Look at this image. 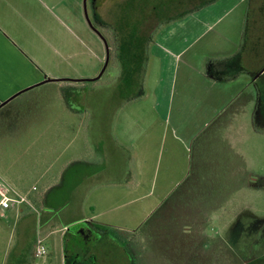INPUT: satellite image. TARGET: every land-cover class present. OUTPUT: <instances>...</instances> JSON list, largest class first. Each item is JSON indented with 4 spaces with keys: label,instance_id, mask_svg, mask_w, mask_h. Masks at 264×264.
<instances>
[{
    "label": "rangeland",
    "instance_id": "obj_1",
    "mask_svg": "<svg viewBox=\"0 0 264 264\" xmlns=\"http://www.w3.org/2000/svg\"><path fill=\"white\" fill-rule=\"evenodd\" d=\"M206 1L211 0H100L97 11L88 3L94 25L108 41L110 60L99 80L69 83L77 88L69 89L68 100L91 117V127L104 126L93 118L123 114L132 118L133 166L144 165L142 194L147 195L140 203L116 204L98 219L122 225L117 220L122 213L133 212L130 230L103 226V238L89 242L102 260L111 252L107 235L124 239L132 249L133 264H252L264 253V123H257L255 117L264 77L261 83L259 78L254 81L264 69V52L254 58L246 52L240 72L234 64L211 65L207 40L212 33H205L209 25L221 19V29L227 23L229 28L237 19L243 40L250 1L243 14L238 0H222L210 17L207 11L191 14ZM64 3L67 17L60 25L55 19L59 13L51 11L52 40L37 44V54L52 56V72L60 78H96L105 65V45L87 25L83 3ZM251 3L258 7L264 0ZM259 34L264 35L262 28ZM56 47H61V58L56 57ZM125 54L130 58L124 73ZM125 79L127 87H123ZM39 88L26 94L38 93ZM120 90L132 97L125 107L118 103ZM95 134L109 142H102L101 148H110L111 134L100 131L86 137ZM90 147V154L100 148L94 141ZM28 157L25 167L30 166ZM35 181L30 177L25 183L31 187ZM25 215L0 217L1 262L38 260L33 247L39 223L34 212L27 214L31 218L23 219ZM70 229L74 236L77 228ZM55 238L58 251L53 255L60 262L63 238L61 234ZM45 245L47 258L54 242L46 240ZM118 253L119 248L112 251L117 259L113 264H125Z\"/></svg>",
    "mask_w": 264,
    "mask_h": 264
},
{
    "label": "crops",
    "instance_id": "obj_2",
    "mask_svg": "<svg viewBox=\"0 0 264 264\" xmlns=\"http://www.w3.org/2000/svg\"><path fill=\"white\" fill-rule=\"evenodd\" d=\"M64 2L66 0H0V105L24 91L0 108V197L12 194L22 200L10 209L0 211V217L17 219L27 211V214L34 212L39 223L37 242L42 240L44 245L46 240L52 239L54 242L47 258L29 261H9L7 258L0 261V264H113L112 261L117 259H114L112 251L116 248L121 252L118 257H123L125 264H133L132 249L122 237L107 235V246L111 252L108 250L105 260L89 246V242L96 243L103 238V226L115 225L130 230L128 224L133 220L131 211H124L117 219L122 225L98 219L110 214L116 204L125 207L134 201L140 203L147 196L142 194L144 165L133 166L131 136L134 121L123 114L119 117L93 118L98 124L104 123V126H88L91 117L82 115L68 100L69 89L77 88L69 83L78 81L60 78V75L52 72V56L46 52L37 54V44H46L52 40L51 11L59 13L55 19L60 25L63 17H67L68 7ZM221 2L222 0H215L203 8L195 7L191 14L207 11L208 17L213 16ZM237 2L243 6L240 12H246L248 0ZM82 3L84 9V0H77L78 5ZM88 3H91L95 11L99 10L100 0H88ZM248 7L249 19L246 15L245 19L240 16V22L242 18L245 20L243 40H240L241 23L239 26L237 19L229 28L227 23L221 29V19L214 20L209 25L205 32L212 33L207 40L209 62H219L218 66L223 68L224 65L227 66V60L241 52L238 65L241 64L244 68L246 52L251 57L264 52L261 50L264 47V42L261 45L264 35L259 34L260 28L264 30V4L257 7L249 2ZM85 21L89 26L86 18ZM38 38L40 41H37ZM58 41L59 44L63 43L61 37ZM59 48L56 47L55 50L57 58H61L62 50ZM238 49H241L240 52L235 54ZM262 77L264 73L259 79H263ZM48 78L61 81L42 83ZM261 79L259 83L262 82ZM124 81L123 87L130 85H127L126 79ZM254 81L258 83L257 77ZM37 87H40L38 93L26 94ZM131 98L127 92L122 93L120 90L119 106L125 107ZM15 100L18 102H14ZM100 131L111 134L110 148L100 147L102 142L109 144L103 136L95 134L96 137L92 139L86 137ZM92 141L100 147L97 152L99 157L96 156L97 153L90 154ZM26 156H29L30 165H26L27 167L23 166ZM89 157L93 159L88 161ZM22 168L25 169L21 170ZM30 177L36 181L28 187L25 180ZM26 215L23 219L31 218V215ZM113 219L116 220L115 217H110V220ZM138 225V228L142 226L140 223ZM158 225L160 229L161 223ZM70 228H77L75 235L82 241L78 243L71 240L75 235H71ZM58 234L63 238L59 250L60 262L53 255L58 251L55 244V236ZM157 234H160L159 231ZM256 245L258 244L254 245L255 248ZM36 246L37 243L33 247L35 258ZM252 262L264 264V253Z\"/></svg>",
    "mask_w": 264,
    "mask_h": 264
},
{
    "label": "water",
    "instance_id": "obj_3",
    "mask_svg": "<svg viewBox=\"0 0 264 264\" xmlns=\"http://www.w3.org/2000/svg\"><path fill=\"white\" fill-rule=\"evenodd\" d=\"M84 13H85V18H86V20H87L90 28L93 30V32H95L98 35V37L103 41V43L105 45V49H106V61H105V65H104L102 71L100 72V74L96 78H93V79H83V80H71V79H69L70 81L87 82V81H97V80H99L103 76V74L105 73L106 68L108 66V63H109V60H110V47H109L108 41L106 40V38L104 37V35L101 33V31L96 26H94V24H93V22H92V20H91V18L89 16V12H88V0H84ZM263 73H264V69L256 77L259 78V76H261ZM56 81H61V80L48 78V79L44 80L42 83H45V82H56ZM23 92L24 91H21V92L15 94L12 98L16 97L17 95H19V94H21ZM12 98H10L9 100H6L5 102H3L0 105V108L3 105H5L7 102H9Z\"/></svg>",
    "mask_w": 264,
    "mask_h": 264
},
{
    "label": "trees",
    "instance_id": "obj_4",
    "mask_svg": "<svg viewBox=\"0 0 264 264\" xmlns=\"http://www.w3.org/2000/svg\"><path fill=\"white\" fill-rule=\"evenodd\" d=\"M215 0H211V1H206V2H203L202 4H200V6H198L197 7V9H200V8H203V7H205L206 5H209L210 3H212V2H214ZM250 2H251V0H250ZM248 16H249V11H248ZM247 16V17H248ZM248 19H249V17H248ZM248 19H247V21H248ZM247 21H246V29H247ZM247 33V32H246ZM245 38V37H244ZM242 49H243V44H242ZM128 54V53H127ZM127 54H125V56L127 55ZM127 58H125L126 60V63H124L125 64V66H124V68L126 67V65L129 63V58H130V56H126ZM241 59V52L240 53H238V55H236V56H234L231 60H227L225 63H227V65H230V64H234L235 66H237V68H238V70L240 71V70H242L243 69V67L241 66V64H240V66L238 65V61ZM132 60V59H131ZM133 61H134V64L135 63H137V61H138V58L136 57V58H134L133 59ZM211 63V65L213 64V62H210ZM136 67H137V64H136ZM125 73V72H124ZM126 77V76H125ZM127 80V79H126ZM262 97H264V94H261L260 95V104H259V107L257 108V111H256V113H255V117H256V119H257V123H258V121L259 122H263L264 123V98H262Z\"/></svg>",
    "mask_w": 264,
    "mask_h": 264
},
{
    "label": "built area",
    "instance_id": "obj_5",
    "mask_svg": "<svg viewBox=\"0 0 264 264\" xmlns=\"http://www.w3.org/2000/svg\"><path fill=\"white\" fill-rule=\"evenodd\" d=\"M34 190H36V188H34ZM21 202L22 200L18 196L12 194H3L0 198V211H6L15 204H19ZM35 254L37 258H43L47 256L48 250L46 245L43 244L42 240H38Z\"/></svg>",
    "mask_w": 264,
    "mask_h": 264
}]
</instances>
